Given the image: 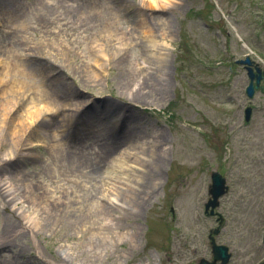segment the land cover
Returning a JSON list of instances; mask_svg holds the SVG:
<instances>
[{
	"label": "rangeland",
	"instance_id": "obj_1",
	"mask_svg": "<svg viewBox=\"0 0 264 264\" xmlns=\"http://www.w3.org/2000/svg\"><path fill=\"white\" fill-rule=\"evenodd\" d=\"M1 1L0 60L9 57L42 85L53 105L16 147L0 110V179L18 190L23 180L37 192L55 190L49 197L67 204L51 206L41 231L14 234L19 222L0 197V264H223L214 261L211 236L228 247L226 264H264V78L250 98L249 71L237 62L249 56L254 73L260 68L264 76V0H158L160 7L150 0ZM49 12L56 24L46 20ZM77 19L91 33L72 31L68 22ZM142 19L158 48L142 33ZM8 22L30 29L24 35ZM107 25L123 39L100 71L89 34ZM85 65L101 76L91 77ZM12 110L18 126L24 108L14 99ZM65 112L71 122L62 121ZM139 140L148 142L152 162L127 157L139 164L132 171L118 148ZM140 170L156 193L142 205L126 204L127 187L116 180L136 187L145 178ZM214 172L227 191L211 215Z\"/></svg>",
	"mask_w": 264,
	"mask_h": 264
},
{
	"label": "bare ground",
	"instance_id": "obj_2",
	"mask_svg": "<svg viewBox=\"0 0 264 264\" xmlns=\"http://www.w3.org/2000/svg\"><path fill=\"white\" fill-rule=\"evenodd\" d=\"M1 1V0H0ZM2 2V1H1ZM51 1H48L51 7H55L53 3H50ZM165 4L170 2V0H162ZM3 3V2H2ZM93 5V1L91 3H86V5ZM150 4L152 6L160 7L161 5L158 4V0H150ZM79 9L82 7L80 4L76 5ZM22 10V9H21ZM20 11V10H19ZM23 13V10H22ZM21 13V14H22ZM49 13H45V18L49 23L51 24H56V19H54ZM20 15H17L19 17ZM52 17V18H51ZM82 18V17H81ZM84 20V18H82ZM68 24H71L73 27H71L72 31H74L76 34H83L80 32H88L91 33L92 27L88 28L85 27L83 30L84 24H79V20L77 21H72L68 22ZM77 24L76 26H74ZM147 22L145 19L141 20V23H139L140 28L142 29V33L144 34L147 42L151 45L153 48H158L159 44L157 41L154 39V34L151 31V29H148L147 27ZM50 25V24H49ZM67 23L65 24V26ZM14 26V27H13ZM5 27L9 29H15L14 31H19L22 32L24 35H27L28 30L30 29L27 25L22 24L18 27L15 28V24L9 22L5 25ZM66 31V29H63ZM49 31V30H47ZM47 31L45 32V36L47 35H52V31H50L49 34H47ZM61 33L59 31H56L53 33V35L59 36ZM59 34V35H58ZM124 34V32H123ZM91 38H96L94 41L95 46L91 47L97 48L93 52L94 58L92 59L91 62H93L96 66L99 62V70L101 71L104 66L108 63V58L109 56L113 58L110 55V51L113 52L115 46L114 43H120L122 42L120 40L123 39V37H119L118 34L115 33V31L107 25L106 31L101 32V34H89ZM83 39L85 40L87 38L86 35L82 36ZM21 38L23 39V42H29V38L27 36L21 35ZM82 42V41H81ZM44 43V42H43ZM35 48V47H33ZM67 54L70 56L71 53H73L72 50L66 48ZM121 51L123 48H120ZM115 55H120V52L116 49L114 52ZM52 55V54H51ZM38 58H41V55H36ZM8 57V56H7ZM43 57V56H42ZM44 58V57H43ZM42 59V58H41ZM48 61V60H46ZM49 62L53 65H55L56 69V64L49 60ZM86 66V65H85ZM90 70V75L91 77L96 78L100 77L101 74L98 73L96 67L91 68L92 66H86ZM58 69V67H57ZM89 75V74H88ZM0 76L3 78H0V110L3 112L1 114L2 116V123L3 127L6 126V121L10 119V123L8 122V129L11 131L10 135L11 136V143L16 147L20 146L22 141L25 139L24 136L28 129L30 128V125L36 123V122H42L46 120V114L51 112L52 110V105L53 101H48L45 102L46 100V90L42 87V85H38L35 80L32 78H29L28 75L18 68L16 64H13L12 61H10V58H5L4 60H0ZM32 80V81H30ZM138 92H134L131 94V98H135L136 94ZM15 99V103L19 105L20 108H24V113L21 115V119L18 120V126H16V122L14 117L12 116L13 110V101ZM82 105V104H81ZM45 116V117H44ZM62 121L63 122H71V114L65 112L62 114ZM39 123L37 124V127L34 129V134H38L40 132L39 130ZM13 124V127L11 128V125ZM64 126V123L62 124ZM17 136V137H16ZM148 142L146 140H139L138 143H129L130 145L125 148L119 147L118 154L120 155V158L124 161H128L129 165L127 166L129 170H136L134 163H137L136 160L130 161L127 157L130 156H142L144 157V160H148L146 164H149L152 162L149 161V157L145 154V144ZM109 149H112L109 147ZM124 150H126L124 152ZM51 153L57 154L60 153L61 149H58V147H52L50 149ZM112 151V150H111ZM188 158V157H187ZM133 163V164H132ZM137 165H139L137 163ZM0 163V170L2 169ZM143 172L145 175V178L143 177L139 182L136 183V187L133 185V181L130 179H118L116 180L118 183H121L125 188L126 191L123 193V199L124 202L126 203L125 199L129 198V200L134 199L138 204H141L145 202L149 197H151L154 193H156L155 190V184L152 182L153 180L150 179V176L148 173H146L143 170H140ZM111 175V172L109 173ZM213 184V182H212ZM23 186L24 189H19L22 190L20 192L18 189H16V186L9 181V178L5 179H0V197H2V202L5 204V210L7 212H10L13 217L19 222L16 226L15 229L13 230L14 234H16L18 231L21 230H27L30 234H34L35 232H39L43 229V226L46 222V219H49L50 217H46V215L51 213V206H61L62 204H67L66 201H60L58 199H52L49 197L50 193L56 192L53 190L47 189L44 190L42 193L37 192L35 185L31 184L30 182L23 180ZM5 188L6 192L2 191V189ZM108 190L107 187H105L101 191V195L105 197L107 195ZM54 200V201H52ZM20 203H23V205H18ZM124 203V204H125ZM127 204V203H126ZM11 208V209H10ZM28 208L34 209L33 212L29 213ZM125 212L128 213V215L133 212L131 208L125 207ZM99 211L103 212V208L100 209ZM58 217H60V214H57ZM82 216V215H81ZM83 217V216H82ZM38 233H36L37 235Z\"/></svg>",
	"mask_w": 264,
	"mask_h": 264
},
{
	"label": "water",
	"instance_id": "obj_3",
	"mask_svg": "<svg viewBox=\"0 0 264 264\" xmlns=\"http://www.w3.org/2000/svg\"><path fill=\"white\" fill-rule=\"evenodd\" d=\"M237 62L239 64H243L247 66L246 68L249 71V77L251 79V82L249 86L247 87V94L250 98H252L255 94V89L259 88L260 83L262 79L264 78V76L261 73L262 70L258 68V74L254 73V70L251 67L253 62L251 61L249 56L245 60H240ZM255 79H256V84H255ZM252 112H253L252 108L249 107L246 109V121H250ZM212 181H213V184L210 190L212 198L209 199V202L206 204V210L208 211L210 208H212V210L210 211V214L214 215L215 207H217L219 204L218 199L226 193L227 187L225 185L226 180L219 172H214L212 174ZM219 232L220 230L216 229L214 233L218 234ZM211 238H212V245H213V252H214V261L216 262L218 260H222L223 264H226L230 258V254L228 253L229 251L228 247L224 245H216L212 236ZM201 264H210V263L203 260Z\"/></svg>",
	"mask_w": 264,
	"mask_h": 264
}]
</instances>
